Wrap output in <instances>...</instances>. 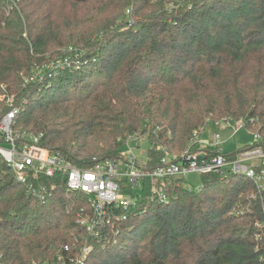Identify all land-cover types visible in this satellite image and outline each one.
Here are the masks:
<instances>
[{"label": "trees", "instance_id": "1", "mask_svg": "<svg viewBox=\"0 0 264 264\" xmlns=\"http://www.w3.org/2000/svg\"><path fill=\"white\" fill-rule=\"evenodd\" d=\"M127 10L133 19L129 25ZM85 50L77 69L24 82L61 47ZM0 109L13 128L78 167L121 157L128 136L148 142L147 165L182 152L206 120L242 119L264 148V0H0ZM8 100V102H7ZM248 146L234 152V155ZM43 199L0 156V260L50 261L84 244V264H264V191L247 178L171 180L168 199L141 193L125 219L88 235L84 192L65 175H31ZM245 211H233L238 205Z\"/></svg>", "mask_w": 264, "mask_h": 264}, {"label": "built area", "instance_id": "2", "mask_svg": "<svg viewBox=\"0 0 264 264\" xmlns=\"http://www.w3.org/2000/svg\"><path fill=\"white\" fill-rule=\"evenodd\" d=\"M128 13V22L130 15ZM127 19V18H126ZM85 50L68 46L60 54L47 61L34 63L30 73L24 77V82L42 84L48 82L57 72L64 69H77L81 66ZM1 99V96H0ZM8 102V100H7ZM20 111L19 106H9L6 111L0 109V156L12 171L17 182L25 185L27 192L40 199L44 197V188H37L29 181L31 175L42 174L53 176L56 173L65 175L68 191L84 192L90 206V214L78 219L88 235L100 240L101 230L109 227L117 233L114 223L125 219L124 214H116L114 208L127 210L135 203V198L124 195L125 191L135 192L145 187L149 180L150 201L163 202L168 199L167 190L171 180L184 177L188 173L199 175L219 171L243 176L254 185L250 197L264 191V148L255 144L258 135L253 133V141L246 148L237 152L234 157H226L222 153L220 130L225 127L232 129L234 135L239 128H245L242 119L224 118L210 128V122L195 130L186 146L178 154H164L155 167L147 165V156L141 160L131 147L128 136L124 141L121 157L97 163L93 167H78L57 153H52L39 144L41 134L34 135L13 128L15 116ZM140 139V138H139ZM196 188L200 187L198 183ZM137 195V194H136ZM84 244L72 252V246L64 245V254L50 261L35 260L31 264H84L90 246ZM0 264H5L0 260Z\"/></svg>", "mask_w": 264, "mask_h": 264}, {"label": "rangeland", "instance_id": "3", "mask_svg": "<svg viewBox=\"0 0 264 264\" xmlns=\"http://www.w3.org/2000/svg\"><path fill=\"white\" fill-rule=\"evenodd\" d=\"M128 20V16L127 19ZM133 19L130 18V22H128L129 25L133 24ZM64 49V47L60 48ZM60 53H58L59 55ZM84 59H82V63H84ZM232 129L230 127H225L220 130V136L222 141L221 149L222 153L226 152H234L238 150L239 148L251 143L253 141V133L245 128H239L237 132L234 135H231ZM131 147L135 149L136 155L139 159L144 160L146 158V151L148 142L144 138H140L138 140H131L130 141ZM167 154V153H166ZM200 175L197 173H188L184 176L185 185L187 187L190 186H196L199 183ZM149 180H146L145 187L142 189H137L134 193L131 191H125L124 195H128L130 198H135L136 194L143 193L145 196L150 194V187H149ZM247 209L246 205L239 204L237 208H234L233 211L241 212L245 211ZM264 226V222L262 223Z\"/></svg>", "mask_w": 264, "mask_h": 264}]
</instances>
